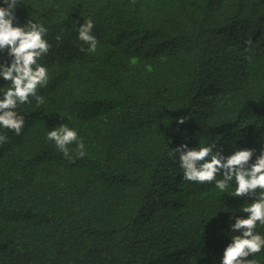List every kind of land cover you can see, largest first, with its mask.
Returning a JSON list of instances; mask_svg holds the SVG:
<instances>
[{"label":"trees","instance_id":"trees-1","mask_svg":"<svg viewBox=\"0 0 264 264\" xmlns=\"http://www.w3.org/2000/svg\"><path fill=\"white\" fill-rule=\"evenodd\" d=\"M15 16L54 48L45 102L15 109L19 136L0 128V264H221L253 201L234 180H184L170 153L251 149V164L264 151V0H18ZM89 19L101 42L70 60ZM10 86L0 77V99ZM61 125L83 158L47 138Z\"/></svg>","mask_w":264,"mask_h":264},{"label":"clouds","instance_id":"clouds-1","mask_svg":"<svg viewBox=\"0 0 264 264\" xmlns=\"http://www.w3.org/2000/svg\"><path fill=\"white\" fill-rule=\"evenodd\" d=\"M6 7H0V52H7L10 64H0V77L10 82V87L0 99V128L13 131L19 136L24 128V118L15 109L25 103H31L30 97L37 105L43 104L44 97L37 94L38 89L48 84V67H51V45L44 38L47 29L29 20L24 26H14L15 10L18 0H3ZM91 19L85 21L78 29L76 42L66 45V56L72 60L85 51L95 52L101 42V29H93ZM61 40L60 36L56 37ZM251 44V41H247ZM83 46V48H82ZM88 52V53H89ZM41 61L38 63V61ZM72 63V62H70ZM188 117H181L177 123L184 124ZM47 138L53 141L64 158L72 161L86 155L85 145L75 130L67 125H61L47 133ZM6 135L0 134V144L6 142ZM76 144L75 156L71 154L69 145ZM215 146L189 149L187 144L173 150L170 155L179 154L180 167L183 169V179L191 182L212 183L221 192L226 191L230 182L235 181V197H247L252 203L244 206L242 211L247 218L237 217L231 225L232 242L223 253L221 264H255L248 257L264 250V237L255 229L257 224L264 226V151L249 163L254 150L235 151L225 157L220 150L213 151ZM264 149V143L262 145ZM222 174V179H217ZM259 190V191H258Z\"/></svg>","mask_w":264,"mask_h":264}]
</instances>
